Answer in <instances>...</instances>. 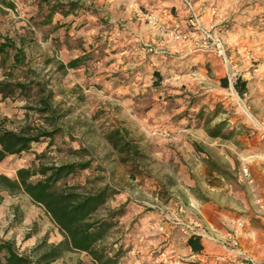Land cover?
<instances>
[{
    "label": "rangeland",
    "instance_id": "1",
    "mask_svg": "<svg viewBox=\"0 0 264 264\" xmlns=\"http://www.w3.org/2000/svg\"><path fill=\"white\" fill-rule=\"evenodd\" d=\"M26 1H0V43L12 39L21 46L26 63L14 66L15 50L8 48L7 59L6 53L0 55V79L29 87L26 94L0 96V130L26 128L35 133L51 130L54 123L60 132L51 141L32 143L28 151L4 158L0 175L15 179L20 168L37 171L42 165L89 161V168L66 182L78 193L104 186L116 191L97 216L124 210L99 243L109 255L121 249L118 264L144 213L169 222V215L184 214L182 206H188L190 197L209 202L220 192L228 195L231 186L250 203L236 213L239 222H248L261 241L264 0H78L68 17L58 10L47 24L53 5L78 1L33 0L30 9ZM178 4L185 13L194 9L205 34L191 23V13L183 18L182 30L168 26L152 39H126L123 12L130 5V11L149 16L157 10L175 16ZM217 44L222 55L216 53ZM76 57L83 64L60 66ZM237 78L246 81L242 96L234 87ZM45 95L51 114L37 110ZM219 124L222 135L230 138L209 136L208 130ZM46 227L47 232L58 229L42 206L23 191L0 188L2 236L20 235L18 249L29 254L42 241L54 244L49 235H40ZM178 231L190 233L188 228ZM50 264L96 262L85 252L70 250Z\"/></svg>",
    "mask_w": 264,
    "mask_h": 264
},
{
    "label": "trees",
    "instance_id": "2",
    "mask_svg": "<svg viewBox=\"0 0 264 264\" xmlns=\"http://www.w3.org/2000/svg\"><path fill=\"white\" fill-rule=\"evenodd\" d=\"M77 3L69 1L66 4L53 5L46 15V24L51 22L53 15L58 10L62 12V16H68ZM6 4L9 8L14 7L10 2ZM8 48L15 50L12 55V64L14 66H26L21 46H17L10 38H5L0 43V55L6 53L7 59L9 57L6 51ZM82 62L81 57H76L70 60L67 65L61 64L60 66L62 68H75L83 64ZM32 82L34 81L30 83ZM234 87L242 96L246 90V81L237 78ZM27 91H29L28 83L0 79V96L2 98L11 97L18 92L26 94ZM40 91L43 92L45 89L41 87ZM49 98V95L39 98L40 107L37 108L39 112L51 114ZM221 130L222 125L219 124L208 130V134L211 137L230 138V135H222ZM59 132L60 129L54 123H52L51 130L39 129L35 133H31L26 128L19 132L0 130V161L9 155L28 151L32 143L47 139L51 141L54 135ZM113 145L117 148L119 143L114 141ZM207 162L217 172L223 174V170L217 164L210 160ZM89 166V161L64 163L49 167L42 165L37 171H31L27 168L18 169L15 179L0 175V188L11 193L25 192L33 203L45 209L63 235V239L57 244H47L46 241L40 242L29 254L20 252L13 241L0 238V264H50L70 250L87 253L96 264H118L122 255L121 249L109 255L99 247V243L107 236L109 229L117 224L113 219L120 216L124 210L118 208L106 216H97L107 199L116 191L109 186H104L93 193H78L75 191L76 187L68 186L66 182L68 177L80 170L89 168ZM37 175L41 177L34 181L30 180L32 176ZM186 244L194 252L200 253L203 250L200 238L195 234L188 236Z\"/></svg>",
    "mask_w": 264,
    "mask_h": 264
},
{
    "label": "crops",
    "instance_id": "3",
    "mask_svg": "<svg viewBox=\"0 0 264 264\" xmlns=\"http://www.w3.org/2000/svg\"><path fill=\"white\" fill-rule=\"evenodd\" d=\"M24 5L30 9L33 6V0H27ZM178 8L180 11L175 16L169 13L162 14L159 10L149 16L135 9L130 11L132 9L130 5V9L123 12L126 19L124 30L126 39L137 42L152 39L154 34L161 29L165 30L168 26L182 30L185 27L183 18L191 13L196 15V12L189 7L185 13L181 10V4H178ZM57 16L52 23H56ZM197 22V26L203 28L202 18H197ZM124 53L127 52L124 51ZM216 195V199L211 198L209 202L190 197L188 206H182L181 210L184 214L169 215L171 221L168 215L165 216L169 222H162L164 216L160 220L157 214L145 215L144 213L139 230L131 236V245L126 249L124 258L122 257L124 260L122 264H234L232 260L240 258L237 251L253 258L257 263L264 264V237L260 241L254 233V228L248 222L240 223L236 216L240 210H247L250 207L246 194L231 186L228 195L221 192ZM159 213L161 214L162 211ZM149 218L152 219L148 220ZM239 224L244 227H240ZM182 228L190 229V233L179 232L178 230ZM192 229H195L203 246L200 253L192 251L186 244ZM47 230L46 227L40 235H49L54 244L63 239L62 233L57 228L49 229V232ZM232 232H235L237 251L224 248L220 244ZM0 238L13 241L17 248L22 240L20 235L15 238L0 234ZM25 244H29V239L25 243L22 242V246Z\"/></svg>",
    "mask_w": 264,
    "mask_h": 264
},
{
    "label": "built area",
    "instance_id": "4",
    "mask_svg": "<svg viewBox=\"0 0 264 264\" xmlns=\"http://www.w3.org/2000/svg\"><path fill=\"white\" fill-rule=\"evenodd\" d=\"M190 21H191L192 24H194L196 26L198 25L197 24L198 22H197V19H196L195 15H194V19H191ZM197 29L201 30L204 34L206 33V31H204V29L201 28V27L199 28L197 26ZM216 49H217L216 53L218 55H222L223 54V49L221 48V46L219 44H217ZM246 171L247 170L244 169V172H246ZM239 226H240V224H239ZM191 234H195L196 235L195 229L191 230ZM220 244L224 248H231V249L236 250L235 248L237 246V240L235 238V232L230 233L224 241L220 242ZM237 254L240 256V258L233 259L232 262L234 264H260V263H257L253 258L243 254L240 251H237ZM215 262L217 263V261H215ZM261 264H263V263H261Z\"/></svg>",
    "mask_w": 264,
    "mask_h": 264
}]
</instances>
